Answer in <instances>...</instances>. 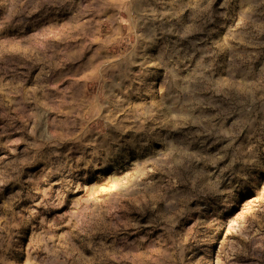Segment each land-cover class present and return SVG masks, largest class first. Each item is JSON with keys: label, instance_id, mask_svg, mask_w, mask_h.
Instances as JSON below:
<instances>
[{"label": "rangeland", "instance_id": "obj_1", "mask_svg": "<svg viewBox=\"0 0 264 264\" xmlns=\"http://www.w3.org/2000/svg\"><path fill=\"white\" fill-rule=\"evenodd\" d=\"M0 264H264V0H0Z\"/></svg>", "mask_w": 264, "mask_h": 264}, {"label": "clouds", "instance_id": "obj_2", "mask_svg": "<svg viewBox=\"0 0 264 264\" xmlns=\"http://www.w3.org/2000/svg\"><path fill=\"white\" fill-rule=\"evenodd\" d=\"M128 154L126 151H121L118 154L109 155L104 157L102 160L96 161L98 164H102L106 168H111L114 172H119L122 170V165L126 163ZM100 174L103 175L104 172L101 169Z\"/></svg>", "mask_w": 264, "mask_h": 264}]
</instances>
